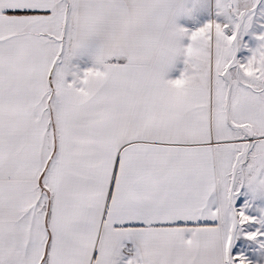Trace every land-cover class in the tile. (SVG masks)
Wrapping results in <instances>:
<instances>
[{
  "label": "snow or ice",
  "instance_id": "snow-or-ice-1",
  "mask_svg": "<svg viewBox=\"0 0 264 264\" xmlns=\"http://www.w3.org/2000/svg\"><path fill=\"white\" fill-rule=\"evenodd\" d=\"M0 264H264V0H0Z\"/></svg>",
  "mask_w": 264,
  "mask_h": 264
}]
</instances>
